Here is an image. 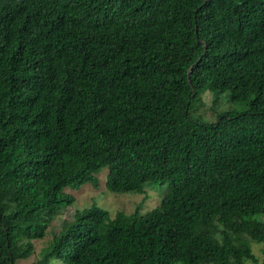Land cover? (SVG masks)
Segmentation results:
<instances>
[{
	"label": "trees",
	"instance_id": "1",
	"mask_svg": "<svg viewBox=\"0 0 264 264\" xmlns=\"http://www.w3.org/2000/svg\"><path fill=\"white\" fill-rule=\"evenodd\" d=\"M104 167L176 187L76 209L34 264H264V0H0V264Z\"/></svg>",
	"mask_w": 264,
	"mask_h": 264
},
{
	"label": "rangeland",
	"instance_id": "2",
	"mask_svg": "<svg viewBox=\"0 0 264 264\" xmlns=\"http://www.w3.org/2000/svg\"><path fill=\"white\" fill-rule=\"evenodd\" d=\"M224 98V97H223ZM221 97V99H223ZM213 96L210 93H204L202 96L199 110L205 112L206 115L212 117L216 112L229 109V107L240 108L244 106L238 103H231L226 99L220 103L219 106L213 108ZM108 172V168L104 167L98 173L99 187L95 188L90 183H85L79 188L66 189L67 193H71L74 196V201L66 206L59 207L52 210V212L42 215V227L47 228L46 220L48 223L47 234L40 239H32L34 244V251L28 258L17 261L16 264H34L39 257V252L51 239L53 233L58 232L61 228V222L73 217V213L76 209L89 208L93 205L103 207L107 209L111 215H114L116 211H123L124 213H131L138 208L140 213L149 211L152 207L156 206L165 191L170 188H175L176 185L169 181L167 184L152 185L151 181L144 187V192H122L115 193L106 189L105 180ZM262 245L259 243H253L252 249L256 256L262 261V255L260 253Z\"/></svg>",
	"mask_w": 264,
	"mask_h": 264
}]
</instances>
